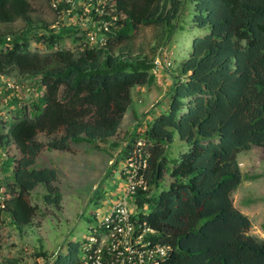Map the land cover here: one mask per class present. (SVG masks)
<instances>
[{"label": "trees", "instance_id": "1", "mask_svg": "<svg viewBox=\"0 0 264 264\" xmlns=\"http://www.w3.org/2000/svg\"><path fill=\"white\" fill-rule=\"evenodd\" d=\"M113 2L121 14V28L107 45L83 46V36L75 28L44 23L37 43L48 50L40 52L31 49V2L0 0V75L32 76L44 87L39 98L25 99L14 111L12 118L18 120L10 128L9 119L0 121V146L8 152L0 167V187L9 195L0 208V221L6 212L16 228L32 225L39 210L32 193L40 185L44 206L62 211L59 171L37 167L41 153L71 152L83 143L100 147L116 137L134 102L135 87L152 85L157 78L155 58L127 55L121 46L141 26L160 28L159 47L168 46L186 28L182 17L190 15L189 25L198 32L188 55L176 58L173 69H168L172 77L168 109L144 131L140 121L135 124L122 160L135 141L145 140L151 153L150 191L155 189L158 195L149 191L137 201L148 206L143 219L156 230L155 239L172 246L161 264H264V238L249 234L252 221L234 204V194L245 179L238 155L264 147V0ZM18 20L27 28L7 38L1 25ZM66 38L80 43L77 49L58 48ZM176 134L188 151L179 160L172 159L169 167L168 148ZM14 147L20 157L11 154ZM81 244L71 241L67 252L59 250L50 264H78ZM37 256L45 259L44 264L52 257L46 251Z\"/></svg>", "mask_w": 264, "mask_h": 264}, {"label": "rangeland", "instance_id": "2", "mask_svg": "<svg viewBox=\"0 0 264 264\" xmlns=\"http://www.w3.org/2000/svg\"><path fill=\"white\" fill-rule=\"evenodd\" d=\"M29 1L33 6L31 17L34 22V31L30 34L31 49L46 52L48 50L46 45L37 43V36L44 33L42 28L44 23L58 27L60 18L52 9L50 0ZM190 7L191 5L187 8ZM190 18V15L182 17L181 23L186 28L183 31L179 30L175 41L169 43L168 46L159 47L163 35L160 28L153 26L139 27L134 38L121 46L120 51L127 55L140 54L153 57L155 60L160 58V48L163 47L164 57L171 64L166 62L164 68L156 70L157 77L163 73L164 79H159L157 83L146 87H135L134 96H139L137 100L141 105L133 102L125 115L119 134L101 143L100 147L83 143L74 145V151L71 152L46 150L41 153L36 166H51L59 171L63 209L58 211L53 207L44 206L42 202L44 187L40 185L32 193V201L39 206L32 225L24 226L22 229L16 228L12 225L9 214L3 212L0 221V262L3 264H44L45 259L37 256L40 251L53 255L60 250L65 254L71 241H82L88 235L89 225L98 206L106 207L120 194L124 186L121 170L124 166L122 157L126 145L123 142L129 143L132 138L129 133L133 124L131 112L135 108L139 109L138 107L142 110L161 109L165 104L166 94L171 84L167 71L173 69L176 58L188 55L191 40L198 32L197 29L190 27ZM26 28L27 24L23 20L1 25V30L7 38L21 33ZM183 43L185 47L182 49ZM61 44L58 48L77 49L80 43L76 45L72 38H66ZM13 80L35 83L36 92L44 90V87L40 86L37 79L32 76L14 75ZM30 97L35 99L36 93H32ZM140 115L142 119L139 120L142 125L148 113L142 111ZM17 120L10 118L6 122V128H10ZM40 139L46 140V137L40 135ZM187 151V144L182 142L176 134L174 143L168 148V159L171 162L169 167L173 166L172 159L179 160L181 154ZM11 152L20 157L17 147H14ZM118 159H120L119 164L115 166ZM238 161L245 179L234 194V204L251 219L252 227L249 234L264 238V147L255 146L250 151L240 153ZM169 181L170 176L167 173L162 181L165 189L168 188ZM150 193L158 195L155 189H151ZM144 212L147 213L148 209Z\"/></svg>", "mask_w": 264, "mask_h": 264}, {"label": "built area", "instance_id": "3", "mask_svg": "<svg viewBox=\"0 0 264 264\" xmlns=\"http://www.w3.org/2000/svg\"><path fill=\"white\" fill-rule=\"evenodd\" d=\"M60 18L59 26H71L83 36L85 45L100 48L107 45L115 31L121 28V14L113 0H50ZM163 49L155 60L156 69L164 68L167 59ZM167 64H171L167 62ZM168 65V66H169ZM35 83L16 81L0 75V121L10 119L25 99L36 93ZM19 99L17 102H12ZM8 152L0 146V167ZM151 153L145 140L138 139L128 152L121 170L124 186L114 201L106 207L99 205L88 235L81 241L78 264H161L171 255L172 246L158 242L157 232L143 219L147 204L141 207L138 196L149 193L147 178ZM2 176H0L1 178ZM9 197L0 187V208ZM58 251L49 258L53 262Z\"/></svg>", "mask_w": 264, "mask_h": 264}, {"label": "crops", "instance_id": "4", "mask_svg": "<svg viewBox=\"0 0 264 264\" xmlns=\"http://www.w3.org/2000/svg\"><path fill=\"white\" fill-rule=\"evenodd\" d=\"M167 74H168V79H170V88H171V85H172V77H171V75H169V73H168V71H167ZM161 76L160 77H157L156 78V83L159 81V79L160 80H162V79H164V74L163 73H161L160 74ZM166 75V74H165ZM144 87H146V86H144ZM143 90V89H142ZM134 93H136V88L133 90V97H135L134 96ZM138 97L139 96H137L136 95V97L134 98V101L136 102V104H140L139 102H138ZM137 100V101H136ZM141 105V104H140ZM139 109H137V108H135L132 112H131V119L133 120V124L131 125V127H130V129H129V133L131 134L132 133V131H133V129H134V127H135V124H137L138 123V120L139 119H142L141 118V112L142 111H146L147 113H148V116L144 119V120H146V121H144L143 122V124L142 125H140V127H139V129L141 130V131H144V129L146 128V125L148 124V123H150L154 118H156V117H158L160 114H162V113H165L166 111H167V109H168V103H167V99L165 100V104L163 105V107L161 108V109H159V108H155V109H146V110H142V109H140V107H138ZM127 112H128V110H127ZM126 112V113H127ZM139 112V113H138ZM126 115V114H125ZM125 118V117H124ZM124 120V119H123ZM140 121V120H139ZM123 123V122H122ZM121 126H122V124H121ZM120 130H121V128H120ZM120 132V131H119ZM123 144H125V145H127L128 143H126V142H123ZM47 167H51V166H47ZM55 168V167H54Z\"/></svg>", "mask_w": 264, "mask_h": 264}]
</instances>
